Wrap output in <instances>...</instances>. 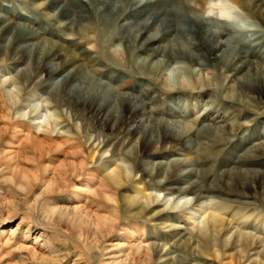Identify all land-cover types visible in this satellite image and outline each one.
I'll return each instance as SVG.
<instances>
[{
    "label": "rangeland",
    "instance_id": "rangeland-1",
    "mask_svg": "<svg viewBox=\"0 0 264 264\" xmlns=\"http://www.w3.org/2000/svg\"><path fill=\"white\" fill-rule=\"evenodd\" d=\"M235 2L244 3L242 0H235ZM64 5H67V8H64ZM79 5L88 6L89 0H0V264H118V261L120 264H145V261L146 264H150L147 258L151 257L146 249V251L140 250L138 255L134 253L131 247V236L118 235L121 233L120 225L124 219L111 227L115 219L113 216L116 217L122 210L121 195L126 192L133 193L136 184L140 186L150 184L149 178L134 176L122 181L117 187L109 185L105 186L104 192H94V186H91L92 181L88 176H84L89 168L94 169L99 166L100 171H104L106 164L114 167L116 165L113 162L114 158H123L126 161L131 159L125 153V149L133 142L132 138L127 137L125 131L130 126V120L123 121L122 119L118 122L110 120L108 125L103 120L97 121L96 113L95 115L69 97V93L65 90L68 84L66 79H62L60 84H55L51 93L46 94L48 83L53 78L59 77L61 73H66L65 68H59L54 75H49L44 69L45 62L38 60L35 49L29 52L20 49L18 51L15 43L21 25L27 23L29 26L36 27L45 41L59 40L63 30L66 32L70 30L66 29L67 25H62L68 19L74 23L75 34L69 42L74 49L81 50L84 54L83 57L81 56L82 60L88 57L84 65L90 72L86 73L88 77L113 86V91L118 94L139 92L145 97L151 96L150 100H145L146 105L148 108L152 104L156 105V108L151 111V116L158 117V121L161 122L176 113L189 119L193 111H196L200 118L192 123L195 130L189 137L190 141L182 146L183 142L177 140L176 148L171 149L170 153L175 158H180L182 152L188 153L198 158L199 165L207 169L211 168L210 173L206 174L207 178H202L203 186L209 185L207 179L210 180L216 170L222 171L228 168L227 166L219 167V161L228 159V154L230 152L232 154L233 151L230 149L237 141L250 139L254 133L261 131L260 127H263L261 123L264 122V107L261 105L263 101H259L258 106L252 103L256 107L254 108L252 105L248 106L237 100L221 97L216 91L221 86L219 68L212 60L207 61L206 59L205 61L216 85L200 89H195L192 83L190 87L185 86L184 88L162 86L157 79L163 71H167L166 74L171 81L175 79V72L172 69L174 66L169 68L167 65L165 68L164 62L156 67L154 76L151 72L144 73L141 67L144 61L138 62L137 59L139 56L150 57L152 54L149 51L151 41H144V39L151 32L156 34L155 42L161 41L165 36L166 26L153 31L155 18L145 25L139 22L140 26L135 29V37L129 39L121 35L120 27L107 31L97 15L95 18L87 15L82 10L83 7ZM124 5L125 8H122L116 20L118 25L130 19L134 11L131 1L126 0ZM239 8H243L241 12L246 13L249 7L246 4H240L239 7L237 5L234 8L238 13L236 17L239 18L237 19L239 26L246 27L249 33L255 31L257 37H260L255 41V49L264 50V30L258 25L255 28L249 27L247 21L251 18L247 20ZM173 10L179 22L174 31L178 33L181 29L200 22L194 20L193 22L190 17L194 19L221 17L219 0H173ZM5 17L15 24L6 23L8 20ZM188 36L187 38L192 43L189 51L194 53L193 50L197 49L198 45L197 40L190 34ZM113 47H116L118 51L116 58L112 56ZM203 49L207 48L203 47ZM182 55L175 57L174 61L180 64L186 74H189V69L193 70L197 67L196 60L197 63L204 61L198 57L195 62H192L185 54ZM171 56L173 52H164L162 55L164 59L171 58ZM150 62L148 60L144 66L149 65ZM64 76L67 77L66 74ZM10 82L16 86L12 96L6 93L7 89L13 87L7 85ZM214 96H217L222 106L219 109L210 108L214 106L211 105ZM172 97L182 102L183 106L178 111L170 104ZM39 99L43 100L42 105L39 109L33 108L32 105L40 101ZM121 102L119 96H115L114 106L116 108H119ZM194 103H196L195 106ZM205 105L209 107L202 112ZM204 113H207L208 116L205 118L209 122L216 120V116H221L219 120H222L221 123L225 125L227 140L220 141L207 131L208 129L203 125L204 122L201 123ZM41 115H44V119ZM17 128L23 129L18 133ZM12 130H14L13 133ZM251 132L253 133L250 135ZM99 133L105 140L101 144L102 147L91 146L93 138L91 136L95 137V134L99 135ZM155 133L159 137L162 129L155 127ZM135 141L139 140L135 139ZM216 146L221 152L214 157L209 153V149ZM104 149L109 151L106 155L108 157L98 164L100 153ZM152 152L156 153L148 150L140 158L145 161L147 157H151L149 155ZM164 152V149H158L154 160L164 158ZM154 160L152 163L155 162ZM255 160L264 164V154L257 156ZM170 165L167 166L170 167ZM165 175H167L166 172H163V176ZM249 181L251 188L244 190V194H236L235 197L243 202L239 204L236 201H230L227 203L229 205L227 208L228 210L246 211L251 214L249 217L251 221L258 220V228H264V194H262L256 177L250 176ZM221 183L222 181H219V184ZM86 184H90L92 189L90 187L86 190L84 187ZM159 194L162 198L163 193ZM216 200L217 197H211V201ZM208 202V199L204 200V203ZM81 204L83 207L85 205L89 211L91 225H87L88 220H82V224L78 217L72 215L75 212L73 208L78 205L82 206ZM63 205L72 207L68 215L60 217L61 215L57 213H55L56 216L50 214L51 206L53 208L63 207ZM191 206L192 208L183 211L180 208H172V206L165 207L160 203L155 208L163 210L160 212L161 215L169 213L185 219L187 214L197 207L195 203L190 204ZM129 211L127 218L137 222L136 229L140 231L145 244H162L165 240L169 241L173 238L175 233L160 225L156 220L158 216L148 217L144 214L142 217H137L134 210ZM201 212L202 210L199 209L198 213ZM90 213L93 215L91 216ZM99 219L107 220L112 230L110 231L106 224H98ZM75 222L78 224L75 225ZM82 225L86 226L83 228ZM102 226L105 229H102ZM193 232L190 233L192 237L190 244L186 246L182 244L186 251H190V247L195 245L196 231ZM209 235V232L202 231L201 238H199L200 243L202 239H209ZM217 244L210 245L200 254L197 251L193 252L196 254L194 257L197 263L251 264L248 255H245L242 260H237L232 255H228L231 252L230 248L227 247L224 250ZM114 258L124 259L125 262H121L120 259L113 262ZM180 259L185 262L189 256L182 253Z\"/></svg>",
    "mask_w": 264,
    "mask_h": 264
},
{
    "label": "bare ground",
    "instance_id": "bare-ground-1",
    "mask_svg": "<svg viewBox=\"0 0 264 264\" xmlns=\"http://www.w3.org/2000/svg\"><path fill=\"white\" fill-rule=\"evenodd\" d=\"M129 1H131V5L134 7L133 14L130 16V19L122 21L120 25L117 24L116 20L122 8H125L124 4L126 0H89L88 6H79L83 7L82 10L87 15L93 16V18L97 15L107 31L120 27L121 35L129 39L135 37V29L140 26L139 22L145 25L152 18H155L156 23L153 26V31H156L159 27L166 26L165 36L161 40L163 43L160 40L155 42L154 37L156 34L149 33L144 41H151L149 51L152 54H150V57L139 56L137 59L138 62L144 61V63L141 62L143 63L141 67L145 71L144 73L149 74L151 72L152 76H154L155 69L161 62L165 63V68H167V65H169V68L174 66L172 68L175 72L174 81L170 80L168 74H166L167 71H163L157 79L165 88H173L175 86L180 88H184L185 86L190 87L191 83L195 89H200L205 86H215V79L211 77V71L208 69L207 62L205 61L207 59V61L212 60L219 68L221 86L216 91L220 93L221 97L237 100L248 106H251L252 103L258 106L260 105L259 101H263L261 105L264 107V50L259 51L255 49V41L260 37H257L255 31L249 33L246 27L239 26V20H237L239 18L236 17L238 13L234 9L237 5L239 7L240 4H246L249 7L246 13L241 12L243 8H239V10L246 16L247 20L251 18V20L247 21L249 27L255 28L258 25L264 30V0H242L244 3L241 2L239 4L235 0H232L233 2L231 0H219L220 18L206 19L205 17L202 19H194L192 17V19L190 17L191 21L200 22L181 29L180 33L174 31L176 29L175 26L177 27L179 22L174 14L173 0ZM64 8H67V5H64ZM162 13L165 14L162 15ZM6 19L8 20L6 23L9 22L8 24L10 25L15 24V22L10 21L8 18ZM139 19L141 20L137 21ZM66 20L62 25H67L66 29L70 30L68 32L63 30L60 36L61 39L59 40L50 39L46 41L42 39L39 29L25 23L20 26L16 38L17 42L14 45L18 51L20 49L29 52L31 49H35L38 60L43 63L45 62L44 69L49 75H54L59 68H65L66 73H61L59 77L53 78L48 83L45 91L46 94L51 93L50 91L55 88V84H60L62 79H66L68 84L65 90L69 93V97L75 100L77 104L82 105L86 109L88 108L90 112L96 113L98 116L97 121L103 120L108 125L110 120H116L117 122L122 119L123 121L125 119L130 120V126L125 131L127 137L132 138L133 142L125 149V153L131 159L126 161L123 158H114L113 162L116 163L114 167L106 164L104 171H100L99 166L94 169L89 168L86 175H84L88 176L92 181L91 184H93L91 186H94V192H104L105 186L107 187L109 185L117 187L122 181L134 176L139 178L147 176L149 178L148 181H150V184H142L141 186L136 184L133 193L126 192L121 195L122 204H120L122 205V210L116 217L113 216L115 219H113V226L111 227H114L116 223L119 224V221L124 219L120 225L121 233L118 235L124 237L126 235L131 236V247L137 255L140 254V250H148L151 257L147 258V262H150V264H201L199 262L197 263L194 257L196 254H193V252L197 251L200 254V252H203L214 243H218L217 245L221 246L224 250L227 247L230 248L231 252L228 255H232L237 260H242L245 255H248L251 264H264V228H258V220L251 221V218H249L251 214L246 211L228 210L227 208L229 206L227 203H230V201H236L239 204L243 202L242 200L235 199V197L237 196L236 194H244V190L251 188L250 176L257 178L262 194H264V164L263 162L255 160L257 156L264 154V122H261L263 127H260V132L257 134L254 133L250 139H241L234 144V147L230 149H233V151L232 154L231 152L228 154V159H221L219 161V167L227 166L228 168H224L222 171L216 170L215 174H212L210 177L211 179H207L209 185L203 186L202 178H207L206 174L210 173L211 168L207 169V167L199 165L198 158L188 153L182 152L180 158H175L170 153L171 149L176 148L175 144L177 140L183 142L182 146H185L190 141L189 137L192 136V131L195 130L192 123L200 118L197 112L193 111V115L189 119L176 113L171 118L161 122L158 121V117L151 116V111L156 108V105L152 104L149 108L146 105L145 100H150L152 98L151 96L145 97L139 92L126 95L118 94L113 91V86L111 87L108 84L95 81L88 77L86 73L89 74L90 72L84 66L88 57H84L85 59L82 60L84 54L81 53V50L74 49L70 44L69 39L75 36L73 30L74 23L68 19ZM172 26H174V29H172ZM123 29L126 30L123 31ZM251 30L249 31L251 32ZM186 33L187 35H185ZM189 34L194 36L193 38H196L197 41H195L198 43L197 49H192L194 53L189 51L190 46H192V43L187 38ZM203 47L209 51L203 49ZM111 50L113 51V57L118 56L116 47H113ZM164 52H173V56L164 59L162 57ZM180 54H185L187 59L192 62H195L198 57L204 59L205 62L197 63L196 60L197 67L195 66L196 68L193 70L189 69V74H186L183 72L180 64L174 61L175 57ZM148 60L151 61L150 64L144 66ZM65 74L67 75L66 78L64 76ZM7 85L13 86L6 91L8 96H12L16 86L12 82ZM115 96H119L122 100L119 108L114 106ZM39 100L32 105L33 108H40L43 100ZM170 104L177 111L183 106L180 100H176L173 97L170 99ZM195 105L196 103H194ZM211 105L214 106H210V108L216 107V109H219L222 107L217 100V96L212 98ZM208 107L209 105H205V108H202V112L206 111ZM252 107L254 106L252 105ZM182 111H184V108H182ZM41 116L44 119V115ZM207 116V113H204V118L201 119V123L204 122V127L208 129L207 131L220 141L227 140L225 125L221 123L222 120H219L221 116H216L217 119L213 122H209L205 118ZM155 127L162 129L159 137L155 133ZM22 129L17 128L18 133ZM95 135V137L94 135L91 136L93 137L91 146L100 147L105 142L104 137L100 133L99 135ZM135 136V139L139 141H135ZM98 137L103 138L100 139ZM158 149H164V158L154 160L157 157L156 153ZM148 150L155 151L156 153L152 152L149 155L151 157H147L148 159L146 158L144 161L140 157ZM108 152L106 149L101 151L99 161H97L98 164L108 157L106 156ZM219 152L221 150L219 151L218 146L209 149V153L213 154L214 157L218 156ZM152 160L155 162L152 163ZM167 165H170V167ZM163 172H166L167 175L163 176ZM219 181H222V183L219 184ZM91 186L90 184H86L84 187L87 190ZM161 192L163 193L162 198H160L159 194ZM213 196L217 197V200L214 202L211 201V197ZM205 199H208L209 202L204 203ZM160 203L165 205V207L172 206V208H180L183 211L184 209L192 208V206L190 207L192 203H195L197 207L192 209L187 214V218L184 219L169 213L161 215L160 212H163V210L161 211L155 208ZM64 206L53 208L51 206V209L49 208L51 211L49 212L53 215L57 213V215H61L60 217L66 216L72 207ZM73 209H75V212L71 214L75 215L76 218L78 217L81 222L82 220L90 221L89 211L85 208V205L84 207L83 205H78V207L76 206ZM130 209L135 211L134 213L137 217H142L144 214H147L148 217L158 216L156 220L159 221V224L175 233L173 238L169 241L165 240L162 244H145L142 241L140 231L136 229L137 222L127 218V213L130 212ZM199 209L202 210L201 213H198ZM107 220L109 221L108 218ZM190 220L192 221L190 222ZM106 221L99 219V222H97L98 224H106L107 226L108 221ZM105 228L103 227L102 229ZM107 228L110 230V225ZM193 231H196L195 245L190 247V251H186L183 247L190 244L192 239L190 233H194ZM202 231L209 232L210 237L209 239H202V243H200L199 238H201ZM182 253H186L189 256V259L185 262L180 259ZM143 257L146 259V256L143 255ZM117 259L125 262L121 258H114L113 262ZM117 263L120 264V261Z\"/></svg>",
    "mask_w": 264,
    "mask_h": 264
}]
</instances>
